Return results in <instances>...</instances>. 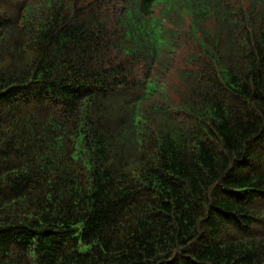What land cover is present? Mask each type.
I'll return each mask as SVG.
<instances>
[{"label": "trees", "instance_id": "1", "mask_svg": "<svg viewBox=\"0 0 264 264\" xmlns=\"http://www.w3.org/2000/svg\"><path fill=\"white\" fill-rule=\"evenodd\" d=\"M0 264H264V0H0Z\"/></svg>", "mask_w": 264, "mask_h": 264}, {"label": "bare ground", "instance_id": "2", "mask_svg": "<svg viewBox=\"0 0 264 264\" xmlns=\"http://www.w3.org/2000/svg\"><path fill=\"white\" fill-rule=\"evenodd\" d=\"M37 190V189H36ZM29 244V243H28ZM56 250V249H55Z\"/></svg>", "mask_w": 264, "mask_h": 264}]
</instances>
